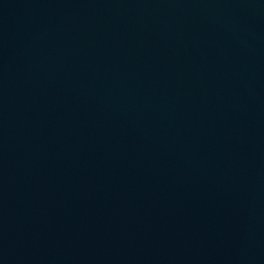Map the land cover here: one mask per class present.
Masks as SVG:
<instances>
[{"label": "water", "instance_id": "water-1", "mask_svg": "<svg viewBox=\"0 0 264 264\" xmlns=\"http://www.w3.org/2000/svg\"><path fill=\"white\" fill-rule=\"evenodd\" d=\"M0 264H264V0H0Z\"/></svg>", "mask_w": 264, "mask_h": 264}]
</instances>
